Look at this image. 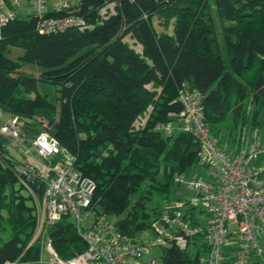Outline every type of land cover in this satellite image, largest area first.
I'll return each mask as SVG.
<instances>
[{"label":"trees","instance_id":"trees-1","mask_svg":"<svg viewBox=\"0 0 264 264\" xmlns=\"http://www.w3.org/2000/svg\"><path fill=\"white\" fill-rule=\"evenodd\" d=\"M77 15L89 28L45 35L30 16L5 26L0 109L28 144L41 133L57 139L95 182L93 207L119 231L138 233L164 203L182 199L174 176L201 162L193 135L158 129L176 124L182 88L202 93L205 122L222 145L239 151L250 130L264 127V0H82ZM13 48L23 53L14 59ZM5 143L0 135V264L31 243L45 189L40 180L27 189ZM48 235L63 259L86 250L68 216ZM194 240L192 250L164 251V264H198L207 247L203 235Z\"/></svg>","mask_w":264,"mask_h":264},{"label":"built area","instance_id":"built-area-1","mask_svg":"<svg viewBox=\"0 0 264 264\" xmlns=\"http://www.w3.org/2000/svg\"><path fill=\"white\" fill-rule=\"evenodd\" d=\"M82 0H0V38L5 26L30 16L38 32L63 33L89 25L77 15ZM114 10V7H111ZM105 13V12H104ZM182 110L176 124H161L167 135L183 131L200 145L199 168L191 175L176 174L174 183L182 199L164 207L158 219L144 231L126 234L116 221L93 207L95 182L75 167V157L48 133L34 140V151L17 163L23 184H45L38 224L27 249L4 264H164L162 254L173 245L185 251L203 235L207 250L198 264H252L264 257V127L246 134L239 151L222 145L205 122L203 95L187 86L181 89ZM18 122L13 118V124ZM188 207L199 211L189 215ZM68 216L75 224L86 250L63 259L48 230ZM38 245V255L27 251Z\"/></svg>","mask_w":264,"mask_h":264},{"label":"rangeland","instance_id":"rangeland-1","mask_svg":"<svg viewBox=\"0 0 264 264\" xmlns=\"http://www.w3.org/2000/svg\"><path fill=\"white\" fill-rule=\"evenodd\" d=\"M127 40L131 45H133V47H135L137 50H140V47L138 45L134 44V42L132 40H130L129 38ZM22 53H23L22 49L13 48L12 58L15 59L18 54H22ZM2 117L5 119H10L11 115L3 112L0 109V119H2ZM0 135L5 139V141H6L5 144H6V146L7 145L9 146V150H10L11 154L13 155V157L16 160H18L19 162H24L28 159V151L29 150L34 151L33 143L29 142L30 144H28L27 142L24 141L23 138H21L20 123L17 122L16 124H13V119L8 120L5 123L2 120H0ZM178 193H180V192L178 191ZM35 201L37 204L36 205L37 206V214L39 217V211H40V208L42 207V204H43V197L41 200H39V198L37 197V198H35ZM169 204H170V202L164 203L163 207H166Z\"/></svg>","mask_w":264,"mask_h":264},{"label":"crops","instance_id":"crops-1","mask_svg":"<svg viewBox=\"0 0 264 264\" xmlns=\"http://www.w3.org/2000/svg\"><path fill=\"white\" fill-rule=\"evenodd\" d=\"M11 119H13V116H11L10 119H5L2 117V119H0V120H2L5 123L6 121L11 120Z\"/></svg>","mask_w":264,"mask_h":264}]
</instances>
